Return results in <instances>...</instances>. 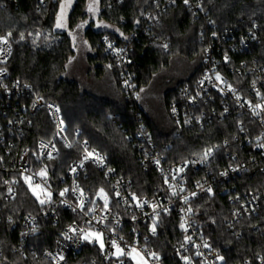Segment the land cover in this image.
<instances>
[{
	"label": "built area",
	"instance_id": "1",
	"mask_svg": "<svg viewBox=\"0 0 264 264\" xmlns=\"http://www.w3.org/2000/svg\"><path fill=\"white\" fill-rule=\"evenodd\" d=\"M35 1L38 9L47 4V0ZM123 2L108 0L109 5ZM179 2L188 8L195 21L207 14L202 10V0H188L187 4L184 0H153V9L142 17L141 33L154 39L150 33L159 25L157 16L176 7ZM15 3L0 0L2 7ZM256 29L252 25L246 31L222 30L211 21L207 22L199 37L203 49L199 76L193 84L179 87L177 99L169 105V116L178 132L202 128L214 119L231 115L245 118L239 124L240 131L233 142L245 149L242 158L229 146L231 142L225 141L199 156L170 165L162 152L165 147L156 146L152 131L140 112H136L135 129L128 140L137 149L141 165L162 177L165 190L157 197L139 196L133 183L119 176L109 165L107 157L91 148L87 141L79 143L81 157L69 164L66 176L57 182L61 186H52L47 161L58 156V145L71 148L77 143L80 131L75 130L71 140L60 106L45 101L31 86L11 78L5 65L12 56L13 35L0 33V37L8 40L7 44L0 42V182L4 199L15 200L22 182L32 195L39 184L40 188L36 189L39 199L33 196L39 203L44 200L46 205L39 213L23 218L20 242L14 250L23 257L31 255L52 264H136L132 253L140 257L143 264H162V257L156 253L152 242L157 237L161 216L175 211L182 240L174 246L172 257L183 264H228L222 251L214 249L204 237L202 226L194 216L193 202L201 195L212 196L216 192L229 196L231 213L225 222L228 232L238 238L245 230L260 232L264 236V179L263 185H258L260 189L254 191L239 193L237 184L238 178L244 175L264 178V67L242 57L259 42ZM137 39V33L123 40L104 34L98 43L117 70L121 91L128 101H136L140 96L139 84L129 69L135 52L134 40ZM155 42L167 50L162 40ZM40 109L46 111L55 130L50 140L36 141L33 152L31 145H25V139L33 128L32 117ZM228 147V161L217 171L213 170L212 160L216 153ZM88 165L101 172L105 184L93 194L84 190L80 183ZM42 170L47 173L45 177L39 175ZM191 172L195 173L192 177ZM25 177H31L32 188ZM60 211L70 212L75 220L64 228L51 248L37 250L30 241L40 234L41 220L52 218L56 224ZM154 226L155 233L152 231ZM84 248L90 252L76 262ZM234 264H264V254Z\"/></svg>",
	"mask_w": 264,
	"mask_h": 264
},
{
	"label": "trees",
	"instance_id": "2",
	"mask_svg": "<svg viewBox=\"0 0 264 264\" xmlns=\"http://www.w3.org/2000/svg\"><path fill=\"white\" fill-rule=\"evenodd\" d=\"M14 1V5L0 6V33L13 35V52L5 65L6 69L11 78L31 86L45 101L55 102L60 106L67 126L66 132L71 140L74 131H80L77 143L71 148L58 145V156L47 161L52 186H61L57 182L66 176L69 164L81 157L79 143L87 141L91 148L97 149L107 157L109 165L116 169L119 176L133 183L134 191L139 196L157 197L163 194L165 188L162 177L154 170H146L141 165L137 149L128 140V136L132 135L135 129L136 112H140L152 131L156 146L165 147L162 152L170 165L199 156L205 150L222 145L225 141L231 142L229 146L243 157L245 149L239 143L233 142L234 136L240 131L239 124L245 121V118L231 115L221 120L214 119L202 128L178 132L170 119L169 105L177 99L179 87L193 84L199 76L203 59L199 37L209 21L222 30L246 31L255 25L260 40L252 46L249 54L242 57L264 67V0H202V10L207 11V14L196 21L188 8L179 2L176 7L169 8L157 16L159 25L150 33L154 39L141 33L144 25L142 17L153 9V0H124L121 4L112 5L108 4V0H96V21L92 18V12L88 11L89 0H74L68 11L64 29L55 26L62 0H47L46 6L41 9H38L35 0H12ZM98 22L105 26L96 29L95 24ZM85 23L87 25L84 37L92 50V53L87 55L89 68L92 66L91 69L98 70L93 74L95 78L105 76V71L110 68L115 85V93L110 97L98 96L93 91L84 89L77 79L65 75L69 61L75 53L72 34L79 25ZM132 33H137L138 39L134 40L135 52L129 69L135 76L140 90L161 67L167 65L173 54L182 53L191 60H196L197 67L191 78L165 94V112L173 124V128L168 132L154 124L140 106L139 99L128 101L124 98L117 70L98 46L104 34H110L116 40H123ZM157 40H162L167 45V50H164L163 45H158L155 42ZM91 69H88V72ZM32 118L33 128L27 133L25 145H31L34 152V143L38 140H50L55 128L44 109L38 110ZM228 149L230 148L221 149L216 153L212 160L213 170L217 171L228 161ZM189 175L192 177L195 173L191 172ZM263 179L259 175H244L238 178L239 193L260 189L258 185H263ZM80 183L82 188L91 194L105 186L101 172L91 165L87 166ZM45 207L46 205L39 203L23 182L18 188L17 198L13 201L5 200L0 182V264H52L43 258L34 259L31 255L23 257L14 250L20 242L23 218L37 214ZM193 209L196 220L202 226L204 237L214 249L222 251L228 264L243 262L264 254V236L260 232L245 230L238 238L227 231L225 222L231 213L228 194L216 192L212 196L201 195L193 202ZM57 220L54 224L52 218L42 219L40 234L33 238L30 244L37 250L51 248L64 228L75 218L68 211H60ZM157 230V237L152 243L156 253L162 257V264H183L178 258L172 257L174 246L182 240L176 212L161 216ZM89 252L88 248H84L76 262H80Z\"/></svg>",
	"mask_w": 264,
	"mask_h": 264
},
{
	"label": "rangeland",
	"instance_id": "3",
	"mask_svg": "<svg viewBox=\"0 0 264 264\" xmlns=\"http://www.w3.org/2000/svg\"><path fill=\"white\" fill-rule=\"evenodd\" d=\"M63 2H65V0L61 1V3ZM73 3L74 0H72L71 6ZM89 3H93V0H89ZM70 8L66 11V17ZM93 13L94 12L91 14L93 15L92 18L94 20L96 14ZM86 25L87 24L85 23L83 24V27H78L72 34L75 53L69 61L65 75L68 78L77 79L85 87L84 89L93 91V93L98 96L104 97L103 94H106V96L110 97L115 93L113 92L114 82L111 75L107 73L108 75L106 76L95 78L93 74L98 70L96 68L91 69L92 66L89 68L87 55L91 54L92 50L84 37ZM102 26L105 25L102 23L100 24L99 22L95 24L96 29H100ZM196 64L195 59L191 60L188 56L183 55L182 53H175L172 55L167 65L161 67L151 81L140 90V106L153 120L154 124L159 126L163 131L168 132L173 128V124L168 119L164 108L165 94L168 91L177 88L179 85L186 83L193 75L194 69L197 67ZM88 69H91V71L88 72ZM89 73H91V75H88ZM97 241L100 242V237L97 238ZM131 256L135 257L133 260L136 264H143L140 257L135 253H132Z\"/></svg>",
	"mask_w": 264,
	"mask_h": 264
},
{
	"label": "snow or ice",
	"instance_id": "4",
	"mask_svg": "<svg viewBox=\"0 0 264 264\" xmlns=\"http://www.w3.org/2000/svg\"><path fill=\"white\" fill-rule=\"evenodd\" d=\"M184 2L187 4L188 3V0H184ZM71 4H72V0H65V2H63V3L60 4V12L57 15V20H56V25H55L56 28H64L66 26V24H65L66 11H67L68 8L71 7ZM94 4H95V0H93V3H90L89 4V6H88V11L89 12H95L96 9L94 7ZM78 27H83V24L79 25ZM10 35H11V33H8V36H10ZM21 39H23V34H21ZM0 42L7 44V42H8L7 37H0ZM217 78L219 79V77H217ZM257 107H260V105H257ZM262 147H264V145H262ZM182 170L183 169H180V171H182ZM39 175L41 177H45L47 175V173H46V171H43L42 170L39 173ZM25 181L26 182H29V187L32 188V185L30 183L31 177H25ZM39 188H40V185L37 184L36 185V188L33 189V195H36L37 196V199H39V195L37 194L36 189H39ZM65 191H67V190H65ZM100 191H101V194H103V189H101ZM46 194L50 196V193H46ZM61 195H64V193L62 192ZM40 203L43 204V203H45V201L44 200H40ZM181 227H183V224L181 225ZM152 231L155 233V226L153 227ZM95 235L98 238L100 234L97 233ZM85 239H88V237L86 236ZM113 246L114 247L116 246L115 245V242H113ZM101 247H103V244H101ZM118 250L121 252V254H124L123 253V250H120V249H118ZM133 251H135V249H133ZM153 255H155V254H153ZM133 258H135V257H133ZM221 259H222V257H221Z\"/></svg>",
	"mask_w": 264,
	"mask_h": 264
},
{
	"label": "crops",
	"instance_id": "5",
	"mask_svg": "<svg viewBox=\"0 0 264 264\" xmlns=\"http://www.w3.org/2000/svg\"><path fill=\"white\" fill-rule=\"evenodd\" d=\"M110 29H111V30H114V28H110ZM107 73L111 75L112 80H113V76H112V73L110 72V68H109V71H105V74H104V75H105V76L108 75ZM113 85H114V84H113ZM112 89H113V88H112ZM113 92H115V85H114V90H113ZM103 96H104V97H108V96H106V94H103Z\"/></svg>",
	"mask_w": 264,
	"mask_h": 264
},
{
	"label": "flooded vegetation",
	"instance_id": "6",
	"mask_svg": "<svg viewBox=\"0 0 264 264\" xmlns=\"http://www.w3.org/2000/svg\"><path fill=\"white\" fill-rule=\"evenodd\" d=\"M97 18H98V17H97ZM97 18L95 17V19H94V20L96 21V20H97ZM90 21H93V20H90Z\"/></svg>",
	"mask_w": 264,
	"mask_h": 264
},
{
	"label": "water",
	"instance_id": "7",
	"mask_svg": "<svg viewBox=\"0 0 264 264\" xmlns=\"http://www.w3.org/2000/svg\"><path fill=\"white\" fill-rule=\"evenodd\" d=\"M55 1V0H54Z\"/></svg>",
	"mask_w": 264,
	"mask_h": 264
}]
</instances>
